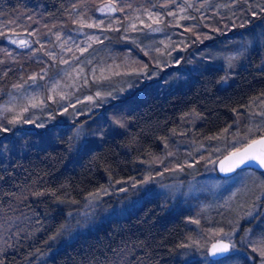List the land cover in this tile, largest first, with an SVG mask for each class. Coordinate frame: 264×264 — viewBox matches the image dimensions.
I'll use <instances>...</instances> for the list:
<instances>
[{"label":"trees","instance_id":"16d2710c","mask_svg":"<svg viewBox=\"0 0 264 264\" xmlns=\"http://www.w3.org/2000/svg\"><path fill=\"white\" fill-rule=\"evenodd\" d=\"M0 32L2 264H203L178 255L198 209L171 211L158 197L71 241L58 236L92 194L179 153L178 134L193 129L194 148L220 139L264 98V0H0ZM17 35L30 46L9 41ZM246 170L264 175L236 171ZM261 188L239 246L264 243ZM229 254L204 263L248 264Z\"/></svg>","mask_w":264,"mask_h":264},{"label":"rangeland","instance_id":"374dc122","mask_svg":"<svg viewBox=\"0 0 264 264\" xmlns=\"http://www.w3.org/2000/svg\"><path fill=\"white\" fill-rule=\"evenodd\" d=\"M13 39L26 40L17 35L9 41ZM19 108L22 106H18V111ZM246 112L217 134L220 139L203 142L196 149L191 143L193 129L178 134L172 145L181 153L192 147L190 155L186 156L188 159L181 158L180 152H174L175 156L167 149L166 153L170 154L155 161L153 169L123 181L118 187L100 189L92 194L68 215L58 236L59 243L71 241L106 220L126 215L146 199L158 197L171 211L198 209L196 215L192 213L190 216L191 223L188 222L187 233L178 251L181 257L200 259L206 264L210 243L224 240L231 244L229 255H243L251 264L253 253L257 256L255 264H264V243L244 238L243 248L237 245L239 239L236 235L243 221L240 218L248 220L255 210V200L263 195L264 175L249 170H235L230 176L221 178L217 174V162L221 156L240 149L264 133V98L252 102Z\"/></svg>","mask_w":264,"mask_h":264},{"label":"snow or ice","instance_id":"6c2138e0","mask_svg":"<svg viewBox=\"0 0 264 264\" xmlns=\"http://www.w3.org/2000/svg\"><path fill=\"white\" fill-rule=\"evenodd\" d=\"M192 4H189L188 7H192ZM104 8L107 9V11L112 12L115 11V7H114V3H109L107 5L104 6ZM101 11H104V9H100ZM183 11V9H182ZM149 19L152 20V22L154 24H159L160 23V18L158 16H153V14L149 13ZM169 15H175L174 13H169ZM182 18H187V17H182ZM80 26L81 27H94V26H98V25H93V24H86L83 21H79ZM102 23V22H101ZM135 24L132 25V28L135 29ZM151 27V26H149ZM156 29H153V31H155ZM187 30V29H186ZM0 35H5L3 32H0ZM57 39H60L59 36H57ZM98 39V38H97ZM11 43L13 44H17L20 47H29V43L26 40H11ZM90 46V45H89ZM83 51V50H81ZM234 59V57H233ZM66 62V61H65ZM31 79L35 80L36 77L33 76L31 77ZM53 91H55V89H53ZM97 95H99V93H97ZM64 97H61V99H63ZM91 99V98H89ZM37 105L35 103L32 104V107H36ZM27 107H25L23 109V111H27ZM5 112L7 111H11L10 108H5L4 109ZM22 116L20 114H17L16 117H14L12 120H9V123L15 124L16 122H18L19 119H21ZM26 123H29L31 121H25ZM115 123L119 124V126L123 127V122L122 120H116ZM39 127H43V125H38ZM0 131H4L7 132L9 131V129L7 128H3L0 127ZM250 161H254L257 164H259V166L261 168H264V137L260 138V139H254L252 140L247 147H245L243 149V151H239L237 150L236 152L232 153V156L227 157L226 161H222L221 162V171H234L236 167H239L240 165L243 164H247ZM227 163V167H225V163ZM193 223H197V221H193ZM230 242L229 243H223V242H218V243H214L211 246V254L213 256L220 254V253H226L229 251L230 249ZM255 251V249H253ZM0 264H2V261H0Z\"/></svg>","mask_w":264,"mask_h":264},{"label":"water","instance_id":"95a60500","mask_svg":"<svg viewBox=\"0 0 264 264\" xmlns=\"http://www.w3.org/2000/svg\"><path fill=\"white\" fill-rule=\"evenodd\" d=\"M262 137H264V136L258 137V138H256V139H260V138H262ZM250 142H251V141H250ZM250 142H249V143H250ZM249 143H247L246 145H244L243 147H241V148L238 149V150L242 152L243 149H244L245 147H247V145H248ZM236 151H237V150H236ZM236 151H232V152L226 154L225 156H223L221 159L218 160V162H217V171H218V173H219L221 176L228 177V176H230V175H231L235 170H237V169H245V168H248V169H253V170H256V171L264 170V168H261V167L259 166V164H257L256 162H254V161H250V162H248L247 164H243V165H240L239 167H236L234 171H221V162H222V161H226V158L232 156V153H233V152H236ZM227 163H228V162L225 163V167H227ZM218 242L229 243V242L224 241V240H215V241H213V242L210 243V245H209L208 248H207L206 254H207L208 259H210V260H212V261H216V260H220V259L224 258V257H226V256L229 254V252H230V249H229V251L226 252V253H220V254H217V255L213 256V255L211 254V251H210L211 246H212V244H214V243H218ZM230 247H231V246H230Z\"/></svg>","mask_w":264,"mask_h":264}]
</instances>
